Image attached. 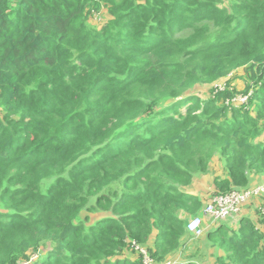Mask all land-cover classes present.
Instances as JSON below:
<instances>
[{"label":"trees","instance_id":"1","mask_svg":"<svg viewBox=\"0 0 264 264\" xmlns=\"http://www.w3.org/2000/svg\"><path fill=\"white\" fill-rule=\"evenodd\" d=\"M263 135L264 0H0V264H264L260 219L187 230Z\"/></svg>","mask_w":264,"mask_h":264},{"label":"built area","instance_id":"2","mask_svg":"<svg viewBox=\"0 0 264 264\" xmlns=\"http://www.w3.org/2000/svg\"><path fill=\"white\" fill-rule=\"evenodd\" d=\"M218 87H220V84H218ZM237 100L245 102L247 96H240ZM258 196H264V182L249 188L233 190L225 194H215L204 203L199 214L191 216L187 224V230L194 237L202 236L205 233L203 225L205 215L212 217L216 221H226L229 217H232L233 214L239 213L244 205L250 204L252 200ZM259 206L261 212L264 214V206H262V204ZM261 229L264 230V223ZM133 246L143 254V261L145 264H177V260L173 258L160 262L154 260L147 249L135 241L133 242Z\"/></svg>","mask_w":264,"mask_h":264},{"label":"crops","instance_id":"3","mask_svg":"<svg viewBox=\"0 0 264 264\" xmlns=\"http://www.w3.org/2000/svg\"><path fill=\"white\" fill-rule=\"evenodd\" d=\"M224 165H223V161L222 158L220 157V155H217L213 158L212 162H211V169H210V173L205 174V175H201L200 177H198L194 183L192 184V186L189 188L191 192L197 194V195H204L206 196V199H203V202L206 203L214 194L216 186L214 184L215 181V177L216 176H224ZM264 182V176H256L254 177V180L252 182V185H258L260 183ZM264 203V198L263 197H255L252 202L248 205H244L241 210L239 211L238 215H251L253 217V213H251V208H248L251 204V206H259L261 204ZM253 219L255 220V218L253 217ZM218 221L214 220L212 217L205 215L204 219H203V225L205 228V234H207L210 230H214L215 228H217L219 226V224L217 223ZM204 234V235H205ZM193 237V236H192ZM223 251L219 250L217 248H212L209 247L208 248V258L206 260L205 264H216V260L217 257H219V255H222ZM177 263H182V264H186V260L180 257H176Z\"/></svg>","mask_w":264,"mask_h":264},{"label":"rangeland","instance_id":"4","mask_svg":"<svg viewBox=\"0 0 264 264\" xmlns=\"http://www.w3.org/2000/svg\"><path fill=\"white\" fill-rule=\"evenodd\" d=\"M107 14V10L106 9H103L101 12H99V14H93L90 18V21L91 23L95 24V25H101L102 22L104 21L105 19V15ZM260 140H262L264 142V135L261 136L259 138ZM46 188V185L44 186ZM199 197L203 200L206 199V196L200 194ZM252 205V204H251ZM249 206L248 208H251V213H253V217L257 220V219H260L261 221H259V226L260 228L263 227V223H264V214L261 212L260 210V206ZM262 206H264V203L262 204ZM241 215H238V213H235L232 215V217H229L226 221H231L233 223H235L237 221V219L240 217ZM251 216V215H250ZM223 221H218L217 223H221ZM204 237V235L202 236ZM198 238V239H192L190 242H189V245H188V249L195 247V246H200L201 248V245L203 244V247H206L207 246V243H204V240L203 238ZM177 264H182V263H177Z\"/></svg>","mask_w":264,"mask_h":264}]
</instances>
